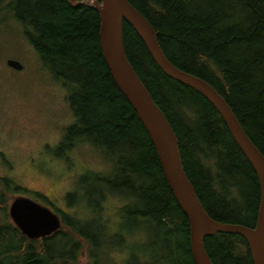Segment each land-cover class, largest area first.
I'll return each mask as SVG.
<instances>
[{"label": "trees", "instance_id": "16d2710c", "mask_svg": "<svg viewBox=\"0 0 264 264\" xmlns=\"http://www.w3.org/2000/svg\"><path fill=\"white\" fill-rule=\"evenodd\" d=\"M128 1L148 20L166 58L208 82L264 156V0ZM86 2L0 0V17L6 8L25 26L42 66L66 91L73 120L65 146L89 144L111 168L94 172L91 192L88 177L82 181L92 214L58 209L61 226L33 239L7 212L5 195L21 187L10 189L0 176V264H195L187 217L135 110L112 80L99 46V14ZM122 33L126 56L170 123L205 211L218 221L254 227L259 180L222 116L198 92L165 75L125 20ZM111 197L114 206L107 203ZM203 245L213 264H253L241 235L215 232Z\"/></svg>", "mask_w": 264, "mask_h": 264}, {"label": "water", "instance_id": "95a60500", "mask_svg": "<svg viewBox=\"0 0 264 264\" xmlns=\"http://www.w3.org/2000/svg\"><path fill=\"white\" fill-rule=\"evenodd\" d=\"M86 3L99 14V46L112 80L135 110L156 151L173 196L187 217L189 245L195 264H213L204 249L203 238L215 232L243 236L248 242L253 264H264V156L246 135L224 98L208 82L176 67L166 58L152 26L128 0H87ZM123 20L136 31L165 75L198 92L224 119L259 180L260 202L254 227L215 220L203 208L184 172L177 138L170 123L126 56ZM7 64L15 69L22 68L16 59H8ZM8 215L21 233L30 239L50 235L61 226V218L51 208L23 196L12 199L8 205Z\"/></svg>", "mask_w": 264, "mask_h": 264}, {"label": "rangeland", "instance_id": "374dc122", "mask_svg": "<svg viewBox=\"0 0 264 264\" xmlns=\"http://www.w3.org/2000/svg\"><path fill=\"white\" fill-rule=\"evenodd\" d=\"M3 10L6 17H0V176L8 178L10 189L21 187L8 190L7 204L23 196L51 208L60 218L63 215L59 210L88 216L92 214L88 207L92 209L94 205L92 202V206L85 207L87 190L82 181L88 177L85 185L91 192L94 172L110 173L111 168L89 144L65 146L63 135L73 120L66 91L42 66L24 33L25 26L6 14V8ZM8 59L18 60L22 68L10 67ZM68 193L72 199H67ZM72 200L73 204H82L68 206L66 203ZM107 203L114 206L115 198Z\"/></svg>", "mask_w": 264, "mask_h": 264}]
</instances>
